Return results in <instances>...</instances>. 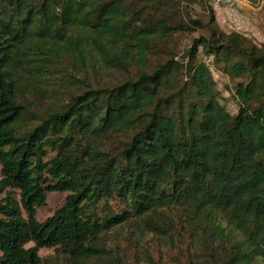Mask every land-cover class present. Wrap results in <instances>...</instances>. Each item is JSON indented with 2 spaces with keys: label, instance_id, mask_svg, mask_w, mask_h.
<instances>
[{
  "label": "trees",
  "instance_id": "1",
  "mask_svg": "<svg viewBox=\"0 0 264 264\" xmlns=\"http://www.w3.org/2000/svg\"><path fill=\"white\" fill-rule=\"evenodd\" d=\"M199 4L204 25L177 17ZM211 6L0 0V264H129L109 236L156 241L149 264H264V44L223 33ZM190 24L204 34L186 62L149 67ZM48 193L66 196L38 221Z\"/></svg>",
  "mask_w": 264,
  "mask_h": 264
},
{
  "label": "rangeland",
  "instance_id": "2",
  "mask_svg": "<svg viewBox=\"0 0 264 264\" xmlns=\"http://www.w3.org/2000/svg\"><path fill=\"white\" fill-rule=\"evenodd\" d=\"M211 8L214 11L216 23L223 33H239L259 47L264 44V0H256L253 3L244 0L231 7L218 8L211 6ZM185 13H188L192 20L201 22L202 25L208 20L207 9L202 4L185 7V9L182 8L177 14V17L182 16L184 18L183 14ZM202 34H204L202 27L192 26L190 24L189 30L175 34L169 41L158 45L159 47L154 51V54L149 57L148 66L152 67L156 62L164 61L170 56H174L175 60L184 64L186 62L184 56L191 46L192 39ZM206 59L207 57L199 49L197 61L204 60L209 64L212 70L217 96L222 105L231 114H234L236 111V100L233 98L234 83L220 70L211 66V60ZM117 76L118 74L104 75L101 82L114 81ZM88 78L93 82L96 80V76L94 75H90ZM64 79L65 81H69L67 77ZM64 84L68 88L70 87L68 82ZM48 90L50 93H54L61 89L58 86H54L49 87ZM55 102V100H48L46 104L51 105ZM65 196L66 193H48L46 205L37 209L38 221H44L47 217L51 216L54 209L63 203ZM107 240L108 247L112 250L113 255L125 258V261L129 264H149L151 261L147 258L149 255L154 261H160L165 257V249L161 245L158 247L156 241L150 240V238H145V240L138 244L128 243L127 239L125 240L124 238L120 240L111 239L110 236ZM39 256L43 259L55 258V252L53 249H41ZM54 264H60V261Z\"/></svg>",
  "mask_w": 264,
  "mask_h": 264
},
{
  "label": "built area",
  "instance_id": "3",
  "mask_svg": "<svg viewBox=\"0 0 264 264\" xmlns=\"http://www.w3.org/2000/svg\"><path fill=\"white\" fill-rule=\"evenodd\" d=\"M244 0H209V2L211 3V5H213L214 7H231L232 5L236 4V3H240Z\"/></svg>",
  "mask_w": 264,
  "mask_h": 264
}]
</instances>
